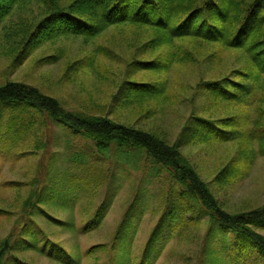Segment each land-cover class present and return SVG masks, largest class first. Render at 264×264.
Wrapping results in <instances>:
<instances>
[{
	"label": "rangeland",
	"instance_id": "obj_1",
	"mask_svg": "<svg viewBox=\"0 0 264 264\" xmlns=\"http://www.w3.org/2000/svg\"><path fill=\"white\" fill-rule=\"evenodd\" d=\"M152 37L153 33L147 28L121 25L90 42L77 36L59 37L32 49L18 61L16 53L13 56L15 51L8 54V50L3 48L5 41L0 27V85L8 81L31 85L56 99L65 111L158 129L172 143L189 115L195 111L212 118L235 115L237 119L263 111L264 104L261 106L260 100L264 94L259 92V88L264 85V75H261L259 83L252 82L254 90L246 103L224 105L226 102L214 101L216 104H211L205 99L206 94L195 88L198 76L203 79L220 78L232 74L233 69L250 65L245 54L238 50L225 49L221 45L200 47L204 49L202 55L217 56L214 64L203 69L200 67V70L195 63L172 64L169 71L162 73L129 67L139 47ZM191 44L178 41L172 46L146 51L138 57L166 59L175 48L186 46L194 51L196 44L192 47ZM100 48L106 50L102 52ZM127 77L165 84L167 100L118 108L114 104V96L119 97ZM29 118L31 125L25 133L0 152V207L7 210L0 216V241L12 230L13 233L19 230L16 224L18 213L32 189L36 198L41 196L45 201L44 208L49 214L63 221L71 219L76 230L89 221L99 206H105L100 226L85 233H74L65 229V225L39 216L42 234L48 235L62 248H56L57 251L68 255L71 246L78 248L79 264H112L119 253V245L114 243L115 232L131 204L136 230L130 250L132 256H139L161 214L167 219L165 208H168L167 200L173 201L176 196L175 191H171L178 189L176 179L166 172L152 176L150 171L157 166L143 152L132 156L135 159L133 163L119 156L114 146L101 154L90 137L66 123L55 121L47 113L32 112ZM241 138L232 142H189L181 150L201 180L209 185L222 209L232 215L264 205V154L249 158L241 156L243 159L238 160L244 146ZM234 163L241 167V175L217 182L223 168ZM6 184L8 188L4 187ZM55 191L65 193L68 205L59 206ZM174 205L172 214L176 210L180 215L175 224L188 222L184 228L178 230L176 227L168 239H165L168 231L163 229L162 237L155 243L160 247V253L153 264H209L207 250H214L217 257L221 255L225 261H221L222 264L256 262L255 254L237 259L238 250L231 247L234 236L230 232L227 233L231 240L230 246L226 244L227 249L221 248L219 243L221 233L209 237L210 216L203 214L197 206L189 203L183 213L182 201L175 200ZM256 232L264 239V230L257 229ZM96 244L105 245L106 250L98 248L95 254H88L87 250ZM19 254L31 264H59L60 261L34 249H26Z\"/></svg>",
	"mask_w": 264,
	"mask_h": 264
},
{
	"label": "trees",
	"instance_id": "obj_2",
	"mask_svg": "<svg viewBox=\"0 0 264 264\" xmlns=\"http://www.w3.org/2000/svg\"><path fill=\"white\" fill-rule=\"evenodd\" d=\"M121 25L144 27L153 33V37L139 47L128 64L141 71L162 73L169 71L172 64L194 63L200 70V67L203 69L206 65L214 64L217 56L202 55L204 49L200 47L221 45L225 49L245 54L250 65L233 69L228 76L207 79L198 76L195 88L205 93V99L211 104H216L214 101L226 102L224 105L246 103L254 90L252 82L259 83L261 75H264V0H0V27L5 41L3 48L8 50V54L15 51L13 56L16 53L18 61L23 60L32 49L59 37L77 36L90 42L107 30ZM178 41L191 42V47L196 44L195 50L182 46L171 50L166 59L138 57L146 51L172 46ZM100 49L102 52L106 50ZM90 63L93 64L92 60ZM128 78L122 83L119 97L114 96V104L118 108L167 100L165 84ZM260 88L259 92L264 94V85ZM260 104L263 106L264 96ZM262 110L260 114L251 113L239 119L235 115L212 118L209 114L207 116L199 110L195 111L189 115L172 143L158 129L140 128L116 123L107 117H84L65 111L56 99L44 95L36 87L8 81L0 85V152L8 149L25 133L31 125L28 120L32 112H45L55 121L81 131L92 139L101 154L114 146L119 156L133 163L135 159L132 156L143 152L157 166L153 170L156 172L150 171L152 176L166 172L176 179L178 189L171 191H175L176 201H182L183 213L189 203L197 206L203 214L210 216L212 226L209 237L221 233L219 243L221 248L227 249L226 244L230 246L231 241L227 233L230 232L234 236L231 247L238 250L237 259L255 254L257 259L254 264H258L264 263V239L256 232L257 229L264 230V205L240 214L226 213L214 198L209 185L201 180L181 150L189 142H232L242 137L244 146L240 149L238 160L257 156L258 153L264 154ZM239 175L241 167L234 163L225 166L216 181L222 183L228 177L238 178ZM4 187L9 186L6 184ZM54 193L58 194L56 201L60 207L68 205L64 192ZM174 199L167 200V219L162 213L139 256H132L130 250L136 225L133 211H130L131 204L128 206L115 232L114 243L119 245V253L112 264H153L160 253V247L155 243L162 237L163 229H167L165 239H168L176 227L178 230L184 228L188 222L184 221L178 226L175 224L180 215L176 210L173 211L175 216L172 214ZM44 203L41 196L36 198L35 192L30 189L18 213L16 224L19 230L17 233L12 230L0 241V264H31L19 254L26 249L47 253L55 260H60L59 264L80 263L77 247L71 246L67 255L63 250L57 251L56 248H62L48 235L42 234L39 216L65 225V229L74 233H85L100 226L105 206H99L89 221L76 230L71 219H57L46 211ZM6 212L0 207V216ZM98 248L106 250L105 245L96 244L87 253L95 254ZM214 253V250L206 251L209 264L225 263L221 255L217 257Z\"/></svg>",
	"mask_w": 264,
	"mask_h": 264
}]
</instances>
